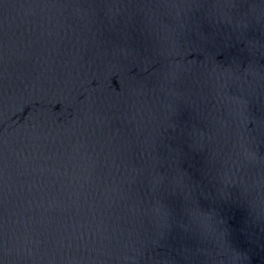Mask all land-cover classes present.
<instances>
[{"label":"water","instance_id":"obj_1","mask_svg":"<svg viewBox=\"0 0 264 264\" xmlns=\"http://www.w3.org/2000/svg\"><path fill=\"white\" fill-rule=\"evenodd\" d=\"M0 264H264V0H0Z\"/></svg>","mask_w":264,"mask_h":264}]
</instances>
